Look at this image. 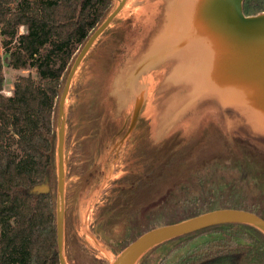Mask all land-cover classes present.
Instances as JSON below:
<instances>
[{
    "label": "trees",
    "instance_id": "1",
    "mask_svg": "<svg viewBox=\"0 0 264 264\" xmlns=\"http://www.w3.org/2000/svg\"><path fill=\"white\" fill-rule=\"evenodd\" d=\"M112 7L113 0H0V264H61L60 100L77 55L106 21ZM244 11L247 15L263 12L264 0H245ZM131 22V17L115 16L111 20L79 65L68 93L64 247L69 264H110L79 234L75 200L82 177L99 154L128 131L120 134L122 125L108 110L105 85L123 52L120 46ZM4 61L17 70L35 68L36 76L18 75L12 94H4ZM225 140L221 126L212 120L189 148L180 150L185 138L179 130L154 143L150 120L140 114L124 152L127 172L105 188L93 212L95 229L109 234L111 240L106 244L114 242V253L152 228L215 209H244L264 218V202L253 204L250 191L229 198L207 186L206 164L214 158L231 157ZM191 175H196L194 181L185 180ZM35 185H46L49 191L29 193ZM166 200H173V208L162 223L155 222L153 214L140 213L144 207ZM116 226L122 228L118 234ZM204 233L220 236L212 246L214 252L204 257L189 256L178 264H264V231L242 220L190 230L151 249L186 239L182 246Z\"/></svg>",
    "mask_w": 264,
    "mask_h": 264
},
{
    "label": "rangeland",
    "instance_id": "2",
    "mask_svg": "<svg viewBox=\"0 0 264 264\" xmlns=\"http://www.w3.org/2000/svg\"><path fill=\"white\" fill-rule=\"evenodd\" d=\"M169 1L148 0L145 2L142 0L141 3V0H113L112 12L120 6L117 16L131 17L132 22L120 46L123 52L118 56L107 75L105 92L108 110L122 125L120 134L130 128L138 111L150 120L151 140L154 143L162 142L167 136L179 130L185 138L180 150L196 143L202 136L204 128L212 120L217 121L222 126L227 152L231 157L224 160L218 156L221 158H214L206 164L207 186L222 192L229 198L250 191L253 204H261V201L264 202V134L246 129L250 132L248 133L241 128L240 119L235 120V125L234 119L229 118V114H227L228 124L222 123L221 111L222 109L228 110V108L224 106L222 99L219 100V97L212 100L208 96L199 78L197 67L194 66L189 55L186 56L180 51L182 47L176 45L179 51L174 49V52L170 53L169 50L173 46L168 40L162 47L154 48L162 31L170 24L171 15L162 14ZM149 9L152 12L148 13ZM145 28L148 29L144 37L147 47L146 50H142L144 54L137 57L138 32ZM24 31L25 28L21 27V32ZM171 33V41H173L177 34V32L173 33V27ZM115 46L116 44L111 45V47ZM103 57L108 58L107 55ZM141 60L145 61V65H142V74H139V70H132L131 66ZM100 69L102 70L101 67ZM3 71L5 76L3 93L7 95L12 94L18 75L32 73L36 76L35 68L17 70L5 61ZM247 112L252 123L259 121L258 113L257 115L253 113L254 116L249 111ZM127 133L128 131L123 138L117 136L116 141L110 142L107 149L99 154L95 164L82 177L75 200L79 234L86 244L96 251L97 255L106 257L109 261L112 258L115 259L120 251L119 253H117L118 250L113 252L112 248L116 250L113 241L109 242L110 245L106 244L111 240L109 234L95 229L97 225L92 223L93 212L105 188L127 172L124 168L127 162L123 160L129 137ZM165 134L166 137L163 136ZM160 139L162 140L159 141ZM59 172L61 182L58 207L61 216L65 168L64 166L62 168L60 164ZM186 179L194 181L196 175L187 176ZM172 208L173 200H166L150 204L140 213L153 214V220L162 223L171 214ZM60 220V236L63 238L61 217ZM121 229V226H116L115 234L120 233ZM219 238L218 234L204 233L182 246L179 245L186 239L166 242L153 250H148L137 264H178L189 256L204 257L208 252H214L212 246Z\"/></svg>",
    "mask_w": 264,
    "mask_h": 264
},
{
    "label": "water",
    "instance_id": "3",
    "mask_svg": "<svg viewBox=\"0 0 264 264\" xmlns=\"http://www.w3.org/2000/svg\"><path fill=\"white\" fill-rule=\"evenodd\" d=\"M244 2L245 0H175L168 2L162 14H165V16L170 14L183 16L187 13L189 16L188 22L184 20V17L183 20H180V22L187 23V27L184 28L187 32H181L180 34L193 40L190 43L191 48L189 50L184 49L189 46L186 37L181 40L176 38L177 40H173L171 43L174 47L176 45L182 47L183 49L180 51L185 53V55L187 53L186 56L189 55L191 59L197 56V50H199L198 61H192L194 66L197 67L203 88L212 100H215V97H219V100L222 99L224 106L228 108V110L222 109L221 111L223 114V117H221L222 123L228 124L227 114H229V118L234 119V123L235 120L239 121L237 119H240L241 122L239 121V123L244 130L251 129V131L255 130L256 133L264 134V11L247 15L244 11ZM119 11L120 6L113 10L106 21L93 32L88 42L77 55L68 74L60 100L58 118V164L62 168L65 163L66 101L71 82L79 65L96 39L111 20L119 14ZM195 42L199 43L196 47ZM173 49L171 48V51ZM175 50L179 51L177 46ZM247 111L252 115L253 113H259V121L252 123ZM139 116L140 111L136 113L127 135L135 127ZM62 128L63 131H61ZM247 132L250 133L249 131ZM60 182L61 176L59 172L58 205ZM48 191L49 188L46 185H35L29 190V193L42 194ZM62 209L63 213L60 216L58 207L59 257L61 264H69L65 256L64 247V194ZM60 217L63 223V238L60 236ZM227 220L248 221L264 231V218L255 212L237 208L215 209L177 223L161 225L144 232L124 248L115 259H110V264H137L139 259L149 249L171 237ZM211 264L229 263L221 261Z\"/></svg>",
    "mask_w": 264,
    "mask_h": 264
},
{
    "label": "bare ground",
    "instance_id": "4",
    "mask_svg": "<svg viewBox=\"0 0 264 264\" xmlns=\"http://www.w3.org/2000/svg\"><path fill=\"white\" fill-rule=\"evenodd\" d=\"M171 15V18H170V24H169V26H167V27H165V29L162 31V33H161V35H160V37H159V39L157 40V42L155 43V46H154V48H156V49H158V48H160V47H162L163 45H165L167 42H168V40H170V42H171V38H172V33H171V28L173 27V33H176L177 32V34H176V36L174 37V40H177V39H183L184 37H186V36H181V32H187L184 28H186L187 27V23H184L183 21L182 22H180V20H183V17L185 18L184 20L186 21V22H188V15H187V13H186V15H183V16H180V15H174V14H170ZM186 16V17H185ZM177 38V39H176ZM186 39L188 40V45L189 46H187V47H185L184 49L185 50H189L190 48H191V46H190V43L193 41L190 37H186ZM172 44V43H171ZM194 44V43H193ZM192 44V45H193ZM199 45V43L197 42H195V47L196 46H198ZM172 46H173V48L174 49H176V46L174 47V45L172 44ZM153 48V47H152ZM174 49H173V51H174ZM169 52L171 53V50H169ZM197 53L200 55V52H199V50H197ZM198 54H197V56H195L192 60H194V61H198L197 59H198ZM186 55H187V53H186ZM256 115H257V113H255ZM259 114V113H258ZM254 115V114H253ZM260 115V114H259ZM255 116V115H254ZM128 136H129V134H128Z\"/></svg>",
    "mask_w": 264,
    "mask_h": 264
},
{
    "label": "crops",
    "instance_id": "5",
    "mask_svg": "<svg viewBox=\"0 0 264 264\" xmlns=\"http://www.w3.org/2000/svg\"><path fill=\"white\" fill-rule=\"evenodd\" d=\"M145 2L146 1H148V0H144ZM155 1H157V0H155ZM162 1V0H161ZM171 2L172 1H175V0H170ZM141 3H142V0H141ZM149 12H152V10H150L149 9V11H148V13ZM148 16V15H147ZM152 16H154V15H152ZM148 23V22H147ZM147 28H145V30L144 29H142V30H139V35H138V37H137V42H138V44H137V46H136V48H137V50L139 51L138 53H137V57H139V56H142V54H144V53H142V50H146V43H145V39L146 38H144L145 37V33L147 32ZM142 44H144V46H142ZM143 48V49H142ZM168 58H170V57H168ZM147 62V61H146ZM142 65H145V61L144 62H142V60H141V62L139 61V63H134V65L133 66H131V67H133L132 68V70H134V69H137V70H139V74H142ZM163 136H167L166 134L165 135H163ZM165 137H163V139L165 138ZM162 139H160L159 141H161ZM159 141H157V142H159Z\"/></svg>",
    "mask_w": 264,
    "mask_h": 264
}]
</instances>
